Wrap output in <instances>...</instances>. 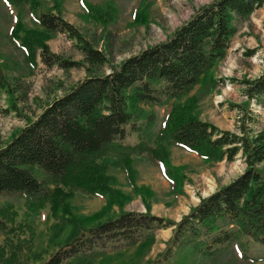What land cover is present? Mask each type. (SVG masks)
<instances>
[{"label": "trees", "instance_id": "trees-1", "mask_svg": "<svg viewBox=\"0 0 264 264\" xmlns=\"http://www.w3.org/2000/svg\"><path fill=\"white\" fill-rule=\"evenodd\" d=\"M31 12L35 27H27L21 12L13 15L8 38L21 49L28 69L33 72L36 57L47 66L69 68L80 62L63 59L50 50L46 40L55 32L73 39L84 55L88 75L63 94L53 98L32 119L0 146V194L20 193L26 212L38 211L46 202L71 195L73 189L105 196L102 209L71 221V235L45 259L36 264H89L100 258L135 247L142 254L154 240V231L171 228L162 252L154 259L137 264H202L235 244L239 259L253 263L243 250L241 238H253L264 245V127L251 133L243 123L238 132L221 129L199 119L194 113L196 100L188 96L212 67L222 59L237 31L236 20L264 6V0H212L200 6L165 40L143 48L111 64L107 73L94 68L108 62L105 52L94 47L81 32L61 15L37 13L39 0H4ZM105 5L112 9L111 0ZM88 13L98 6L82 0ZM134 22H144L140 12ZM244 94L264 106V70L253 79L241 81ZM0 89L15 94L17 85L0 67ZM19 89V88H18ZM169 103L154 146L146 141L152 124L143 106ZM13 107L16 104L13 103ZM144 116L142 127L138 118ZM136 132L134 143L126 138ZM166 144L193 152L203 161H228L240 153L244 170L225 185L199 201L178 220L152 214L149 210H128L101 217L115 199L109 196L106 165L98 160L113 157L133 189L135 170L132 155L149 152L172 193L182 191L184 177L179 166L169 161ZM12 206L0 207V233L17 232ZM7 242V240H5ZM0 241V264H15V253ZM141 256V255H140ZM134 258V257H133Z\"/></svg>", "mask_w": 264, "mask_h": 264}, {"label": "rangeland", "instance_id": "rangeland-1", "mask_svg": "<svg viewBox=\"0 0 264 264\" xmlns=\"http://www.w3.org/2000/svg\"><path fill=\"white\" fill-rule=\"evenodd\" d=\"M85 1L98 8L88 13L82 0H39L37 13L51 11L61 15L94 47L105 52L108 62L94 68V73L103 74L109 72L111 64L117 65L143 48L165 40L200 6L212 0H111L114 9L107 7L105 0ZM137 9L145 18L144 22H134ZM18 11L27 27L36 26L27 5L20 11L19 6H9L0 0V67L17 85V98L14 93L8 94L0 89V146L53 98L88 75L82 51L64 32L52 33L46 43L63 59L80 63L69 68L47 66L37 56L36 67L31 72L24 63L21 49L8 38L13 15ZM235 24L237 31L225 56L178 103L194 96L196 106L193 113L199 119L233 132H238L244 123L251 133H255L264 127V106L245 96L241 81L253 79L264 70V6L236 20ZM170 102L143 106L152 121L146 131L150 146H154L153 141ZM13 103L16 107L12 106ZM138 121L143 127L146 120L142 116ZM139 139L136 132L126 138L130 143ZM166 150L170 164L179 166L184 175L182 191L178 194L172 193L170 182L148 151L132 155L134 183L138 189H133L124 170L113 164V157L105 155L98 160L106 165L105 173L111 177L108 188L113 190L108 195L115 199L101 220L128 210L146 209L152 214L178 220L201 197L225 185L245 168L240 153L231 161L206 162L174 144H166ZM71 192L70 196L58 200L53 208L46 202L44 207L33 212H26L25 197L20 193L0 194V207L8 204L16 213L11 222L18 226L17 232L8 236L0 233V241L7 240L9 255L12 252L16 255L13 263L36 264L42 261L71 235V221L75 217L97 212L105 204V196L80 189ZM170 235L171 228L157 229L145 253L135 254L136 248L130 247L89 264H137L154 259L162 252ZM241 242L247 256L256 258L253 263L239 259L235 244H230L226 251L202 264H264V245L250 237L241 238Z\"/></svg>", "mask_w": 264, "mask_h": 264}]
</instances>
